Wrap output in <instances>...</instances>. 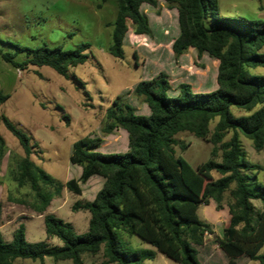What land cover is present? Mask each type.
<instances>
[{
    "label": "trees",
    "instance_id": "trees-1",
    "mask_svg": "<svg viewBox=\"0 0 264 264\" xmlns=\"http://www.w3.org/2000/svg\"><path fill=\"white\" fill-rule=\"evenodd\" d=\"M165 2L166 7L177 10L179 34L171 45L175 59L188 48L217 59V88L198 93L192 92L188 83H180L178 94L171 96L162 72L150 80L138 81L133 92L147 105L150 114L136 113L132 105L116 96L105 111L102 127L105 134L124 129L128 150L102 153L95 150L100 137L79 138L72 144L69 161L81 166V173L77 179L64 183H56L31 160L29 137L0 115V121L16 137L24 154L16 164L14 180L18 186L28 184L35 196L32 202L17 198L14 202L29 204L33 211L43 214L63 187L80 195L78 183L92 175L104 178L92 201L78 200L72 205L73 210L90 213L84 234H76L61 218L44 214L47 237H57L62 244L50 247L42 241L28 242L20 223L9 242L3 240L0 232V264H13L16 258L43 261L45 256L82 264L84 253L95 254L102 246L108 263L141 264L155 256L151 249H129L121 231L140 237L178 264H202L197 257L198 248H208L204 236L213 233V225L200 219L197 210L210 200L216 202L217 209L222 208L226 191L231 199L227 203L229 221L221 235L215 237L216 245L227 256V264H237L236 258L242 255L264 264V254L258 253L264 243V184L257 180L262 167L246 159L240 140L241 136L249 139L257 152L264 148V75L249 70L264 68V52H259L264 45V18L223 16L217 0ZM116 3L108 51L122 58L123 37L129 29L135 34H151L140 5H155L156 1ZM14 46L13 53L0 50V57L20 70L29 65L48 66L66 76L70 67L88 59L87 42L72 49L45 44L34 48ZM20 51H26L27 56L17 61L14 56ZM133 55L136 57L135 52ZM8 96L0 91V105ZM231 105L252 112L236 118L230 112ZM214 118L217 121L210 131ZM183 131L212 143V155L220 150L221 160L208 159L194 168L181 155H175V145L182 150L188 146L175 137ZM229 132V138L223 140ZM5 147L0 135V158ZM212 171L219 177L214 178ZM253 200L262 203V209L255 213Z\"/></svg>",
    "mask_w": 264,
    "mask_h": 264
},
{
    "label": "rangeland",
    "instance_id": "rangeland-1",
    "mask_svg": "<svg viewBox=\"0 0 264 264\" xmlns=\"http://www.w3.org/2000/svg\"><path fill=\"white\" fill-rule=\"evenodd\" d=\"M217 3L223 16L264 18V0H217ZM116 10V0H0V50L3 52L13 53L14 44L26 48L45 44L49 47L59 45L64 49H72L82 42L89 43V47L85 50L88 54L87 61L70 67L66 76L58 74L48 66L29 65L26 69L20 70L0 57V91L9 95L0 105V115H5L13 125L29 137L32 145L31 160L56 183H64L76 176V171L70 167L69 161L72 144L76 140L84 136L100 138L106 136L102 131L106 121L105 111L116 96H120L122 102L131 101L136 112L145 115L142 99L134 92L135 96H131L130 90H126L138 80L140 75V67H136L135 64V60L140 64V59L134 57L133 45L127 43L122 45V58H116L108 51ZM154 22L161 23L162 19L156 21L152 19V24L155 25ZM162 24L164 25L162 22L158 30H162ZM130 34L134 33L130 32ZM144 36L151 37L147 34ZM146 39L142 37L143 41ZM139 50L142 52V49ZM259 52H264V45ZM143 54L146 55L144 51ZM26 56V51H20L15 54L14 59L21 61ZM147 56L150 57L151 54L147 53ZM152 56H154L153 60L158 62L156 56ZM160 57L163 62L167 61L164 53H161ZM249 70L250 73L264 75V68ZM230 112L238 118L252 111L231 105ZM216 121L217 118H214L210 122V131L213 130ZM0 135L10 151L8 167L4 175L0 176L3 180L1 184L5 189L4 209L6 215H10L15 221L4 227L3 239L11 240L10 232L18 226L15 223L22 221L25 239L28 242L47 243L46 240L50 237L45 233L43 218L36 216L35 213L31 218L28 217L33 213L29 204L13 201L16 197L23 198L27 202L35 200L28 184L20 188L14 180L16 164L24 156L23 150L16 137L2 121H0ZM229 136L230 132L223 140H227ZM175 137L188 144L184 150L179 145H175V155H181L192 167L195 168L208 159L221 160V151L218 150L216 155H212L213 144L208 140L196 137L188 131L179 132ZM120 138L121 136L116 140L117 144H125V139ZM240 140L246 159L261 165L262 169L257 172V180L264 184V148L257 152L249 139L241 136ZM109 144L116 143L110 141ZM115 150L110 152L123 153L128 149ZM212 175L214 178L219 177L215 171H212ZM205 181L206 179L202 180L203 183ZM46 188L51 190L50 187ZM64 191L62 199H55L51 208H54L55 216L68 222L76 234L82 235L88 229L90 213L84 209L73 210L72 205L78 201L79 196L66 188ZM62 200L63 202L60 203ZM230 200L229 192L226 191L222 208L217 209L216 202L210 200L208 204L200 205L197 210L199 217L209 219L214 228V234L206 235L208 248H198L197 257L202 264H227V256L218 248L214 239L217 233L222 232L225 219L229 217L227 203ZM13 202L14 210L12 209L13 212L10 213L11 209L7 205ZM252 203L254 213L262 209L260 201L253 200ZM58 204L61 205L57 207ZM19 209H23L27 214L17 215ZM221 215L222 218L217 219ZM121 234L129 249H151L155 252L152 259L144 260L141 264H178L140 237L125 231H121ZM47 244L54 247L60 246L62 242L57 237H51ZM258 253L264 254V243ZM236 262L258 264V261L250 260L244 255L237 257ZM13 264H72V262L68 259L54 260L45 256L43 261L16 258ZM82 264L116 263L107 262L102 246L95 254L84 253Z\"/></svg>",
    "mask_w": 264,
    "mask_h": 264
},
{
    "label": "crops",
    "instance_id": "crops-1",
    "mask_svg": "<svg viewBox=\"0 0 264 264\" xmlns=\"http://www.w3.org/2000/svg\"><path fill=\"white\" fill-rule=\"evenodd\" d=\"M156 4L151 5L148 3H142L140 5V11L144 13L147 17L149 27L151 30V37H145L144 34H130V32H133L131 29H129L124 37H123V44L127 43L129 45H133V52L136 53V57L140 59V64L135 60L136 67H140V75L138 76V80L134 82L130 87H128L126 90H130V95L135 96L133 94V88L135 84L140 80H150L153 77L157 76L160 72L164 73L166 75V79L169 83V90L168 94L171 96H176L178 94V85L180 83H188L190 85V88L192 92H210L212 90H215L217 88V82H216V76H217V66L218 61L214 57L209 56L206 52L201 53L198 55L197 50L195 48H188L186 52L179 55L176 59L174 57L173 51L171 50V45L174 40L179 34V28L177 23V10L176 8H168L166 7L165 0H155ZM153 20H160L162 19V30H158L161 27V23H155L152 24ZM162 31V32H161ZM158 32V33H157ZM143 38H147L146 40H142ZM142 49V52L139 50ZM140 51V52H139ZM143 51L146 53V55L143 54ZM147 53L151 54V56H147ZM161 53H164L166 56L167 61L163 62L161 60ZM156 56V59H158V62L153 60L154 56ZM162 61V62H161ZM256 68H263V67H256ZM135 98V97H133ZM130 105H132L134 108L135 106L131 101H128ZM143 108H145V115H149L150 111L149 108L143 103ZM136 112V110H135ZM137 113V112H136ZM121 136L125 139V144L120 143L117 144V139ZM120 138V139H121ZM116 143L115 145L109 144V142ZM107 142V143H105ZM128 137L127 132L124 131L121 128L114 129L111 133L106 134L105 137L101 138L100 145L95 149L96 151L105 150L107 153H113L110 151L113 150H119L124 148V151L128 149ZM115 150V151H116ZM71 153V152H70ZM10 151L7 147L4 149V153L2 157L0 158V176H3L9 163L10 159ZM70 156V154H69ZM70 167L74 168L76 171V176L74 177L77 179L81 173V166L72 164ZM0 204H1V215H0V232L3 238V229L9 224L14 223L13 217L11 218L10 215H6L5 213V205L3 202V195L5 189L2 186V178L0 177ZM67 181V180H66ZM104 182V178L99 175H92L90 176L84 183H78L81 194L79 196V201H92L96 195V193L100 190ZM17 184V183H16ZM18 186V185H17ZM18 186V187H24ZM64 189L61 190L60 195L54 196L52 200L50 201L47 209L43 214H40L38 212L33 211L32 214L28 215V217H32V215L35 213L36 216L42 217L44 214L51 213L55 215L54 208H51L52 203L55 199H62V196L64 194ZM77 195V194H76ZM17 198V197H16ZM17 199H23L18 197ZM63 200L60 202L62 203ZM61 204H58L60 206ZM15 203H11V205H7V207L10 210V213L14 210ZM200 207V206H199ZM13 209V210H12ZM17 215H26L27 213L24 212L23 209H19L17 211ZM229 215V212H228ZM199 216V215H198ZM15 218V217H14ZM222 218L221 216H218L217 219L220 220ZM201 219V218H200ZM204 221H209V219H202ZM229 221V217L225 219V226H227ZM19 223L15 224H20ZM223 223V220H222ZM23 224V223H22ZM224 224V223H223ZM18 227V226H17ZM16 227V228H17ZM15 228V230H16ZM15 230H11V234L13 237V233ZM24 234H25V228H24ZM214 234V228L213 233ZM207 234V235H212ZM221 233H217V236H220ZM51 238V237H50ZM50 238H48L46 241L49 243ZM4 240V239H3ZM12 240V238H11ZM11 240H4L5 242H9ZM204 243L206 244V235L204 236Z\"/></svg>",
    "mask_w": 264,
    "mask_h": 264
}]
</instances>
